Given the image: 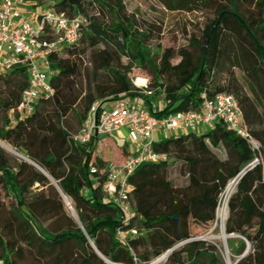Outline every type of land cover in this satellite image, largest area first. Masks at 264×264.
Listing matches in <instances>:
<instances>
[{"label": "trees", "instance_id": "16d2710c", "mask_svg": "<svg viewBox=\"0 0 264 264\" xmlns=\"http://www.w3.org/2000/svg\"><path fill=\"white\" fill-rule=\"evenodd\" d=\"M32 2L39 7L47 0ZM161 2L170 11H210L214 18L189 38L187 48L154 55L150 43L159 26L140 24L123 0H62L53 6L57 13L85 16L90 24L78 44L49 57L52 98L41 99L29 116L13 117L28 87L26 68H15L1 82L0 141L24 157L0 146V187L11 198L7 207L0 197L4 264H143L171 250L165 264H227L197 231L210 229L218 196L232 181L237 185L225 223L226 234L235 236L227 240L231 259L264 264V0ZM92 5L111 22L90 15ZM176 58L180 61L173 64ZM134 78L146 79L154 96L163 94L158 118L198 111L203 96H233L259 150L221 122L156 143L168 161L145 164L130 179L134 215L125 226L102 191L108 163L96 157L97 140L80 145L71 137L95 103L140 97ZM178 164L184 186L170 180ZM61 193L78 221L68 214ZM119 230L138 233L123 243Z\"/></svg>", "mask_w": 264, "mask_h": 264}, {"label": "built area", "instance_id": "2783aa9c", "mask_svg": "<svg viewBox=\"0 0 264 264\" xmlns=\"http://www.w3.org/2000/svg\"><path fill=\"white\" fill-rule=\"evenodd\" d=\"M61 1L47 0L41 16L37 19H24L21 10L24 0H0V84L18 67H25L28 75V87L19 106L12 111L13 117L29 116L41 99L52 98L54 90L50 79L54 72L51 70L49 57L56 51L78 44L90 24L85 16L69 18L57 13L53 6ZM132 83L140 91L137 100L121 97L114 100L113 107H109L108 102L95 103L81 130L71 137L76 144L87 145L94 140L98 142L100 136L109 137L124 129L128 131L127 156L123 162L108 163L102 184L105 199L120 210L125 226L129 225L134 215L131 205L133 186L130 179L145 164H162L168 161L165 154L155 150L157 130L169 137L190 132L200 133L221 122L228 131L247 139L255 150H259L258 142L244 126L242 110L233 96L221 94L214 100H207L203 96L204 102L198 111L179 112L158 118L155 114L159 108L146 107L144 98L154 96L147 89L148 81L134 78ZM159 96L163 100V94ZM96 171V167L91 168L93 174ZM66 201L71 208L68 198ZM137 233V230H119L117 238L127 243L128 236ZM172 251L143 264H165ZM0 264H4L3 261L0 260Z\"/></svg>", "mask_w": 264, "mask_h": 264}, {"label": "rangeland", "instance_id": "374dc122", "mask_svg": "<svg viewBox=\"0 0 264 264\" xmlns=\"http://www.w3.org/2000/svg\"><path fill=\"white\" fill-rule=\"evenodd\" d=\"M29 0H24V3L22 4V7L25 6ZM123 4L126 7V10L129 15L135 14L137 20L142 24L143 26H146L147 28L152 24H157L160 29H157L154 31V39L150 43L151 50L154 55L162 54L166 49H173L176 52H179L183 48L188 47V40L191 36L194 34L199 35L200 32L213 20L214 16L210 11H202V12H178V11H170L166 9V7L162 4L161 0H123ZM40 8H43V3L39 4ZM28 9L29 7L26 5L25 7ZM245 9L246 12H248L249 6L244 5L242 7ZM35 10V9H33ZM44 11V10H43ZM29 12V11H28ZM90 15L99 17L105 22L110 23L111 18L109 14L103 13L97 5H92L90 7ZM30 15V13H28ZM38 13L34 11L31 16L34 18ZM34 15V16H33ZM81 48H85L84 46H81ZM91 52L89 51L86 55V59H90ZM180 61L179 58H176L173 60V64H177ZM126 63L123 62L122 67H125ZM147 75L148 73L145 72ZM139 74L135 72V75ZM144 76V75H143ZM132 98V97H131ZM163 100L161 101V105L159 107V112L163 110ZM125 138H128V131L126 129L123 130V132L120 133H114L111 136H109L110 139L114 141V144L116 148L119 150L121 149ZM168 136L164 134L163 132H160V130H157L155 133V142L160 143L164 141ZM103 139V136H100V140ZM7 145L10 150L6 148ZM0 146L9 154L19 158L24 159L23 156L18 154L16 150L10 146L9 144L0 141ZM114 148H109L110 152H113ZM103 152L102 145H99L98 147V155L101 156ZM181 165H175L170 172V180L174 183L176 186H184L186 184V178L181 176L179 174V167ZM230 182L228 186L231 184ZM226 189L218 196V205L216 209V216L213 223L209 226L210 229L206 232L204 231V228L208 226H199L198 227V234L200 239L207 240L209 244L215 245L218 247V249L221 251V255L225 259L227 264H234L231 259V253L230 249L228 247L227 240L229 239V235L225 232V226L221 225V221H218L217 217V211L220 208H224L225 206L228 207L229 198L226 196ZM0 197L5 204V206H9L11 203V198L6 196V193L3 192V190L0 187ZM1 202V204H2ZM67 212L69 215H71V210L68 206H66ZM224 234L227 237V240L224 241ZM198 238V239H199Z\"/></svg>", "mask_w": 264, "mask_h": 264}, {"label": "crops", "instance_id": "0c3cea01", "mask_svg": "<svg viewBox=\"0 0 264 264\" xmlns=\"http://www.w3.org/2000/svg\"><path fill=\"white\" fill-rule=\"evenodd\" d=\"M26 5L29 7L28 9H26ZM25 6L22 7L21 5V10H22V13H23V16H24V19H29V18H32V19H37L39 16L42 15L43 13V10L45 9V5L43 6V8H40V7H35V3H33L31 0H29V2L26 4ZM35 9V10H33ZM29 11V12H28ZM36 11L38 14L37 18L36 16H34V18L31 16V14ZM30 13V15L28 14ZM131 98V97H130ZM149 99V103H147V106L149 108H154V109H157L160 107L161 105V101H162V97L161 96H153V97H150L148 98ZM131 100L135 101L137 100V97H132ZM109 107H113L114 106V101H108V104H107ZM163 106L165 107V104H164V101H163ZM122 131L118 132V133H122ZM161 132V131H160ZM125 141L121 147V149H117L115 144H114V141L112 139H110L109 137H103L102 140L99 139V141L97 142V145H96V157L98 159H101L107 163L109 162H123L125 157L127 156V153H128V145H129V140L128 138H125ZM99 145H102V148H103V152L101 154V156L98 155V147ZM109 148H114L113 149V152L111 153Z\"/></svg>", "mask_w": 264, "mask_h": 264}, {"label": "bare ground", "instance_id": "6f19581e", "mask_svg": "<svg viewBox=\"0 0 264 264\" xmlns=\"http://www.w3.org/2000/svg\"><path fill=\"white\" fill-rule=\"evenodd\" d=\"M4 146H6V148L8 149V150H10L9 149V147L7 146V145H4ZM12 150V149H11ZM233 190L235 191V182L234 183H231L229 186H228V188H227V190H226V196L229 198L230 197V195L232 194V192H233ZM229 200V199H228ZM74 211V210H73ZM75 212V211H74ZM217 217H218V221H221V225H223V227L225 226V223H226V220H227V218H228V207L227 206H225L224 208H220L219 210H218V214H217ZM225 239L226 238V235L224 234V236L222 237V239Z\"/></svg>", "mask_w": 264, "mask_h": 264}, {"label": "water", "instance_id": "95a60500", "mask_svg": "<svg viewBox=\"0 0 264 264\" xmlns=\"http://www.w3.org/2000/svg\"><path fill=\"white\" fill-rule=\"evenodd\" d=\"M96 139H98V136H96ZM237 185V184H236ZM236 185H235V189H236ZM234 193V190H233V192H232V194ZM62 194V193H61ZM232 194L230 195V197L232 196ZM62 197H63V200H64V202L66 203V205L68 206V204H67V201H66V196H64L63 194H62ZM230 197H229V199H230ZM70 210H71V216L74 218V219H76L77 221H78V218H77V216H76V214H75V212L73 211V209L72 208H70ZM235 236L234 235H229V237L228 238H234ZM203 239V238H202ZM227 240V237L224 239V241H226Z\"/></svg>", "mask_w": 264, "mask_h": 264}]
</instances>
